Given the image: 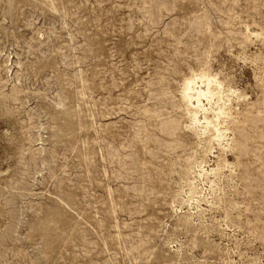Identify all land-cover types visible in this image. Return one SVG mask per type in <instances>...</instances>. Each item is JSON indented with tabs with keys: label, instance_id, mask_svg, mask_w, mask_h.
<instances>
[{
	"label": "rangeland",
	"instance_id": "1",
	"mask_svg": "<svg viewBox=\"0 0 264 264\" xmlns=\"http://www.w3.org/2000/svg\"><path fill=\"white\" fill-rule=\"evenodd\" d=\"M0 264H264V0H0Z\"/></svg>",
	"mask_w": 264,
	"mask_h": 264
},
{
	"label": "bare ground",
	"instance_id": "2",
	"mask_svg": "<svg viewBox=\"0 0 264 264\" xmlns=\"http://www.w3.org/2000/svg\"><path fill=\"white\" fill-rule=\"evenodd\" d=\"M198 77H200V76H198ZM206 81H207V84L208 85H207V88L206 89H203V90H202V88L201 89H195V88H193V82H194V80H188L187 83L184 84V85H186V90H185V95H184L185 99H187V101L189 103H191L192 105H193L194 101H196L197 102L196 105H197L198 108H199V106L202 105L201 98H203V97L207 96L208 94H211L212 93V86H213V84H212V82L208 78H207ZM204 85H205V82H204ZM204 110H205V108H204ZM194 113H196V112H194Z\"/></svg>",
	"mask_w": 264,
	"mask_h": 264
}]
</instances>
